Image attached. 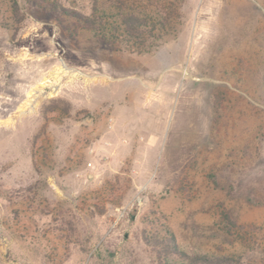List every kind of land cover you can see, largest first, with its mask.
Listing matches in <instances>:
<instances>
[{
  "label": "rangeland",
  "instance_id": "374dc122",
  "mask_svg": "<svg viewBox=\"0 0 264 264\" xmlns=\"http://www.w3.org/2000/svg\"><path fill=\"white\" fill-rule=\"evenodd\" d=\"M174 1L177 32L140 54L56 7L93 0H0V264H163L143 232L164 227L264 264V0Z\"/></svg>",
  "mask_w": 264,
  "mask_h": 264
},
{
  "label": "trees",
  "instance_id": "16d2710c",
  "mask_svg": "<svg viewBox=\"0 0 264 264\" xmlns=\"http://www.w3.org/2000/svg\"><path fill=\"white\" fill-rule=\"evenodd\" d=\"M174 0H158L154 11L137 9L126 5L123 0H115L114 6L102 7L99 0H93L90 14L65 8L59 2L56 7L74 16L95 36L116 49L136 53H150L177 32L179 7ZM226 219L235 224L229 216ZM164 231V233H161ZM143 238L151 246L160 263L176 264L183 260L187 264H251L243 255H209L207 253H187L177 243L174 232L169 227L155 228L152 235L144 229Z\"/></svg>",
  "mask_w": 264,
  "mask_h": 264
},
{
  "label": "bare ground",
  "instance_id": "6f19581e",
  "mask_svg": "<svg viewBox=\"0 0 264 264\" xmlns=\"http://www.w3.org/2000/svg\"><path fill=\"white\" fill-rule=\"evenodd\" d=\"M49 73L52 79L53 78L57 79L59 75H63L64 73H66V70L59 68L58 71L52 70ZM67 77H69V79L65 82L64 87L65 88L69 87L71 89H88L89 88L88 86L92 81L105 82L103 77L97 76L94 79H90L86 75L77 76V74H73L70 72L67 74ZM50 84H52V81L49 80L48 77H45L44 80L40 84H38L37 86L31 89L30 95L34 94L36 91H41L42 89H45L47 86H50Z\"/></svg>",
  "mask_w": 264,
  "mask_h": 264
}]
</instances>
